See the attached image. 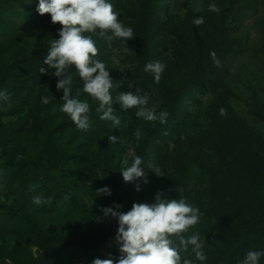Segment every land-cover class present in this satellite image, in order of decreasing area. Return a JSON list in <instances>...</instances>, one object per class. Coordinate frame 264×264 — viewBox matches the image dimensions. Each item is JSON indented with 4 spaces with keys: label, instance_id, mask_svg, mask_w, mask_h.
Masks as SVG:
<instances>
[{
    "label": "rangeland",
    "instance_id": "obj_1",
    "mask_svg": "<svg viewBox=\"0 0 264 264\" xmlns=\"http://www.w3.org/2000/svg\"><path fill=\"white\" fill-rule=\"evenodd\" d=\"M138 1L118 0L114 4V6L119 5L115 7L121 13L118 19L133 29L134 26L136 28L135 21L129 17L130 14L136 15L139 12ZM210 2L212 0H170L166 3L170 4L168 11L171 16L185 23L186 27L192 26L200 38L208 41L213 26L209 13H214L208 11L207 5ZM215 2L217 3L216 0ZM15 6L19 8L18 5H14V8ZM199 16L204 17V23L197 27L192 21ZM258 16L264 17V10L260 9ZM251 21H246L244 26L249 29ZM14 25L21 28L24 22ZM61 27L58 25L50 28L40 27L36 32L21 37L13 33L10 37H6L7 41L0 43V71L8 57L17 54L27 56L48 50L51 41L58 38V30ZM249 33V42H254L255 31L249 30ZM0 35L8 36L2 24H0ZM169 39V42L166 41V37L157 40L162 42H160L161 47L156 49L154 61H161L166 65L162 75L172 81L185 75V61L191 58L193 44L180 33ZM171 40L176 46L175 51L170 47ZM114 50L108 49L107 54L110 65L117 70L118 80L115 83L117 92L134 93L136 88H140L141 91L150 94V103L157 108L159 104L157 90L153 83L147 80L137 52L127 46ZM96 58L106 64L99 55ZM250 58L252 61L250 64H257L258 60L255 59L254 52L249 51L247 56L233 63L232 71L235 72L239 65L248 62ZM29 65L27 72L35 76L31 84H26L20 78L10 77L9 82L0 87V90H5L9 95L7 102H0V206L17 209L21 206L22 198L25 200V206L32 213L35 222L50 234L56 244L55 264H92L96 258L112 259L115 264L121 255L120 246L115 239L116 235L112 234L108 239L105 237L112 224L109 223L108 216H104L102 209L114 206L112 194L110 196L97 193L98 189L105 186L113 192V188L121 190L119 209L121 212L130 210L134 202H154L157 193L162 198L186 197L202 212L200 223L192 229L199 231L201 238L205 239L204 251L208 257L207 262L223 252L224 256L220 262L230 259L229 264H237L249 249H264V175L260 168L264 166V156H255L251 142L240 133L239 128L233 133L232 130L226 131V135L230 138L219 143L229 149L228 159L225 160L221 154H217L218 157L212 153L203 155L207 164L214 166L218 172L215 180L216 197L206 203L217 204L218 209L223 211L222 216H225L226 225L222 226L219 233L218 230L216 231L217 236L212 232L211 207L202 205L208 200V195L204 192L191 191L178 193L170 191L163 185L164 175H169L178 162V150L173 140L165 139L159 147L155 143L148 147L144 170L147 183H144L145 178L124 182L120 171L129 166L133 155H136L137 141L133 132L139 126L125 113L117 114L121 117V125L116 129L117 137L120 138L118 170L111 169L107 172L99 161V155L109 141L106 133H103L104 121L99 119V114L95 111L98 102L88 94L80 93L79 98L87 101L91 106L92 127L87 132L77 130L70 118L60 111V106L63 104L60 99L62 90L56 89L57 77L54 78L52 75L54 70L48 69L41 74L40 67L47 68L43 64V59ZM68 75L73 79L72 94L76 96L77 88H82L83 82L74 66L68 70ZM250 77L253 80L252 75ZM41 96H48L50 103L42 105ZM21 102H25V105ZM220 106L216 96L208 93L204 95L201 106L194 111L197 114L196 125L187 132V137H183L181 141L183 146L200 145L205 141L214 142L213 135L219 129L218 123L227 122L228 115H220ZM56 124L62 126L46 141L48 129ZM41 150L48 162L47 168L39 181H33L31 162L36 151ZM63 157L67 159L65 169L70 171V174L60 175L59 166ZM254 164L256 166H253ZM93 166L99 168L94 172L98 173L97 178L100 182L97 184L98 188L86 180L90 177L89 173ZM247 178L251 180L254 196L248 191ZM136 184L140 185V191L135 190ZM41 193L47 198V203L37 206L32 202V197ZM67 193H71V198L65 201L63 197ZM142 194L150 200L142 199ZM72 236H78L87 243L94 240L101 241L98 243L99 253L86 252L79 248H58L62 240ZM9 262L10 264L48 263L45 249L27 231L22 221L14 216L0 217V264H9ZM194 264L199 262L196 261Z\"/></svg>",
    "mask_w": 264,
    "mask_h": 264
},
{
    "label": "trees",
    "instance_id": "obj_2",
    "mask_svg": "<svg viewBox=\"0 0 264 264\" xmlns=\"http://www.w3.org/2000/svg\"><path fill=\"white\" fill-rule=\"evenodd\" d=\"M118 0H112L115 4ZM170 0H139V12L136 15H131V19L135 21L134 26L135 38L128 40L124 45L119 40L108 42L94 34L93 39L96 41V46L99 49L98 55L103 58L107 64L106 70L110 73L113 80L114 89L113 96L118 95L115 83L117 70L112 68L109 63L108 49H115L122 46L133 48L138 55L140 65L143 69L144 64L148 61H154L156 49L161 47L157 40L166 37H173L176 33L188 38L193 44L192 55L189 61H185V75L178 80L169 81L163 75L160 82H153L150 74L145 73L147 80L151 81L157 90L159 96V104L157 112L164 110L168 112L167 123L161 125L157 122H146L138 119L135 116L136 109L123 111L119 109L118 104L113 107L117 110V114L125 113L133 122L142 129L143 138L136 142V155L144 158V167L148 157V147L152 144H163V140L170 139L176 144L178 150V162L174 166V170L169 174L164 175V186L170 191L178 193L184 192H204L208 195V200L203 202L204 207H211L212 211V232L215 234L223 228L225 216H222V210L218 209V205L214 202L206 204L207 201L216 197L215 180L218 172L214 166H209L203 155L212 153L220 155L226 160L229 157V149L224 148L220 142L230 138L226 135V131L232 130V133L239 128L241 134L245 135L246 139L251 142L252 150L255 156H264V17L258 16L259 10H264V0H216L217 5L221 9L219 14L209 13V17L213 21L211 34L208 36V41H204L194 31V28L179 21L171 16L168 11L166 2ZM37 0H3L0 2V24H2L8 32V36L0 35V43L6 42V37H10L13 33L15 36L21 37L30 32L50 26H61L59 23H52L50 14L40 15L36 11ZM14 5H18L17 8ZM119 5H116L117 8ZM256 17L254 20L253 18ZM252 20V21H251ZM24 22L21 28L16 27L15 23ZM246 21H251V27L244 26ZM249 30H254L256 39L254 42H249ZM187 31V32H186ZM7 34V33H6ZM59 38V37H58ZM57 38V39H58ZM172 51L176 50L174 41H170ZM249 51H253L257 64H250L251 58L233 72V63L237 59H242L247 56ZM215 53L216 60L219 61V66L214 62L211 53ZM47 50L31 53L25 56L17 54L14 57H8L1 66L0 71V87L9 82L10 77H17L31 84L35 76L33 73L27 72L29 64L37 62L39 59H45ZM178 62V58L176 59ZM26 66V67H25ZM114 67V66H113ZM112 68V69H111ZM249 70V71H247ZM252 75L253 80H251ZM55 78V76H54ZM216 96L220 108L227 110V122H219V129L213 135L214 142L205 141L202 144L186 147L181 141L184 136L187 137V132L196 125V116L194 112L201 106V101L205 94ZM25 105V102H21ZM45 106V105H44ZM14 110V108H12ZM62 124H56L53 128L48 129L47 138L54 135ZM103 133L108 136L118 135L116 128L112 129L111 122L104 121ZM232 137V136H231ZM204 150V151H201ZM201 151V152H200ZM118 141L115 144L108 143L103 148V152L99 155L101 166L108 171L118 170ZM217 155V157H218ZM48 162L44 158L43 151H36L31 162L32 180L39 181L44 170L47 168ZM67 164L66 157H63L59 170L60 175L70 174V171L65 169ZM253 166H256L255 164ZM264 175V166L260 167ZM99 168L92 167L86 180L89 184L98 188L99 180L97 172ZM42 178V177H41ZM249 193L253 196L254 191L251 186V180H246ZM112 201L113 205H120L121 190L113 188ZM95 191V190H94ZM142 199L150 200L146 195L141 196ZM110 199V198H109ZM114 207V206H113ZM17 217L20 219L29 233H31L36 241L45 249L48 256L47 264H55L56 244L50 234L40 225H38L32 213L27 210L25 200L22 198L21 206L17 209H9L0 206V217ZM109 223L112 227L105 235L108 239L112 234L116 235L118 223L117 220L108 216ZM196 231L191 229L188 234ZM218 233L217 236H218ZM215 234V235H216ZM187 235V234H186ZM99 240H94L90 243L82 241L78 236H72L69 239H64L58 244L60 249H76L79 248L86 252L94 251L99 253ZM178 243V241H177ZM205 247V246H204ZM181 255L194 260L191 253V247L187 252H182ZM224 256L223 252L213 256V259L206 264H229L228 261L220 259ZM194 262H196L194 260ZM260 264H264V258Z\"/></svg>",
    "mask_w": 264,
    "mask_h": 264
},
{
    "label": "clouds",
    "instance_id": "obj_3",
    "mask_svg": "<svg viewBox=\"0 0 264 264\" xmlns=\"http://www.w3.org/2000/svg\"><path fill=\"white\" fill-rule=\"evenodd\" d=\"M207 8L217 14L221 11L215 0ZM36 11L40 15L50 14L51 22L62 26L58 30L59 38L51 41L43 60L47 68L41 66L39 72L44 74L48 69L54 70L52 75L57 77L56 89L62 90L60 99L63 104L60 111L70 118L77 130L87 132L92 127L91 106L79 98L81 92L98 102L95 111L99 114V119L111 122L112 129H119L121 125V117L116 115L114 104H118L119 109L125 112L135 108L136 118L146 122L158 121L161 125L167 123L168 112H157L156 106L150 103L148 92L136 88L134 93L121 91L115 97L112 94L113 80L106 70V64L96 58L99 49L93 35L89 34L108 42L119 40L124 45L136 37L134 29L118 19L121 13L115 9L112 0H37ZM192 23L198 27L204 23V17H195ZM211 56L219 66L214 52ZM72 66L83 82V87L77 88L76 96L72 94L73 79L68 75ZM165 67L161 61H148L144 64L143 71L150 74L153 82L158 84ZM8 100V93L0 90V102ZM40 102L48 105L50 99L48 96H41ZM219 113L225 116L227 110L220 108ZM133 136L137 141L141 140L142 129L136 128ZM118 140L120 141L119 137L108 136L110 144H115ZM143 165L144 158L133 155L131 164L120 171L123 181L134 182L137 178H145ZM144 183H147L146 178ZM135 190L140 191L139 184L135 185ZM97 193L111 195L107 186L98 189ZM70 198L71 193L63 197L65 201ZM32 202L41 206L47 203V198L41 193L33 196ZM120 208V205H114L102 209L104 216H111L118 223L115 239L120 246L121 255L115 264H194V260L199 264H206L208 257L204 251L205 239L201 238L199 231L188 234L190 229L200 223L202 212L186 197L162 198L157 193L154 202H134L127 212H121ZM189 247L194 260L181 255ZM262 258L264 249H249L237 264H260ZM92 264H114V261L96 258Z\"/></svg>",
    "mask_w": 264,
    "mask_h": 264
}]
</instances>
